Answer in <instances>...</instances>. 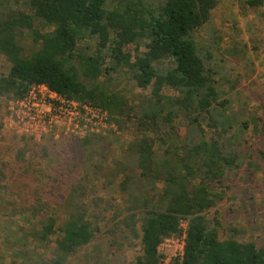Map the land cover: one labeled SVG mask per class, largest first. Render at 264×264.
Segmentation results:
<instances>
[{
  "label": "trees",
  "instance_id": "obj_1",
  "mask_svg": "<svg viewBox=\"0 0 264 264\" xmlns=\"http://www.w3.org/2000/svg\"><path fill=\"white\" fill-rule=\"evenodd\" d=\"M220 1L0 0V55L10 66L0 74V100L46 85L105 112L128 135L114 154L108 150L118 136L86 134L84 173L63 197L57 194L54 207L41 188L21 210L3 197L0 217L20 215L25 222L4 247L21 249L16 264H67L102 223L112 247L140 241L136 264H163L159 248L182 234L184 222V254L174 264H264L263 248L221 238L219 221L209 217L225 200L229 174L255 167L245 150L249 106L239 90L246 76L225 67L231 60L254 66L248 46L236 42L220 52L196 36L211 25ZM128 83L142 94L131 99ZM102 179L126 195L122 205L98 210L90 197Z\"/></svg>",
  "mask_w": 264,
  "mask_h": 264
},
{
  "label": "rangeland",
  "instance_id": "obj_2",
  "mask_svg": "<svg viewBox=\"0 0 264 264\" xmlns=\"http://www.w3.org/2000/svg\"><path fill=\"white\" fill-rule=\"evenodd\" d=\"M146 1L148 4L161 2ZM249 1L221 0L213 12L211 25L199 31L196 36L199 43L212 46L220 52L236 42H244L254 64L248 67L246 62L231 60L227 61L225 67L246 76L239 90L249 106L245 150L253 157L250 162L255 167H244L229 174L224 183L227 192L225 200L209 213V217L219 221L221 238L233 236L240 242H255L258 248L264 249V135L260 132L264 116V3L261 7H252ZM215 39H218L219 44L215 45L218 42ZM220 52H217L219 60ZM9 68V63L0 55V74H7ZM125 88L131 99L142 94L133 84L128 83ZM166 93L174 95L169 90ZM9 102L0 100V203L5 204L4 200H9L10 208L21 210L33 201L31 193L41 188L42 193L49 192L44 196V201L54 207L61 200L56 197L57 194L63 193L84 173L81 140L89 132L58 125L47 134H18L6 123ZM114 126V130L109 132L118 137L108 151L119 154L128 135L117 132L116 124ZM23 137L26 141L21 140ZM23 149L27 150L24 160H19V152ZM103 182L102 179L97 183L95 193L90 197L92 201L95 199L98 210L122 205L126 195L115 186L105 187ZM58 196L63 197L61 194ZM111 216L112 212L109 213ZM24 224L20 215L0 217V249L7 257L5 264H16L20 260L14 256L21 250L15 244L9 242V248L4 247L8 245V238L15 240L18 225ZM101 227L102 231L97 233L95 240L75 254L67 264H136L142 254L140 241L130 239L122 247H112L105 234V224L102 223ZM53 239L56 240V237ZM179 246L173 243L161 245L159 251L165 257V264H174ZM39 253L43 252L40 250Z\"/></svg>",
  "mask_w": 264,
  "mask_h": 264
},
{
  "label": "built area",
  "instance_id": "obj_3",
  "mask_svg": "<svg viewBox=\"0 0 264 264\" xmlns=\"http://www.w3.org/2000/svg\"><path fill=\"white\" fill-rule=\"evenodd\" d=\"M6 123L18 134L32 136L47 134L58 125L102 135L114 130L115 127L114 124H110L105 112L87 103L67 100L46 85L34 86L23 98L10 100ZM185 229L184 222L180 236L166 239L162 243L180 245L175 260L181 259L184 254Z\"/></svg>",
  "mask_w": 264,
  "mask_h": 264
}]
</instances>
